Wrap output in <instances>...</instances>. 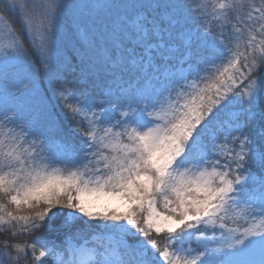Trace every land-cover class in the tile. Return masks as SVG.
<instances>
[{"label": "snow or ice", "instance_id": "snow-or-ice-1", "mask_svg": "<svg viewBox=\"0 0 264 264\" xmlns=\"http://www.w3.org/2000/svg\"><path fill=\"white\" fill-rule=\"evenodd\" d=\"M0 233V264H264V0H0Z\"/></svg>", "mask_w": 264, "mask_h": 264}, {"label": "trees", "instance_id": "trees-1", "mask_svg": "<svg viewBox=\"0 0 264 264\" xmlns=\"http://www.w3.org/2000/svg\"><path fill=\"white\" fill-rule=\"evenodd\" d=\"M255 3L257 5H259L260 0H255ZM247 10V9H246ZM69 58H71V53H69ZM76 63L75 60H72L71 63H69L67 65V71L66 74L68 76V78L71 80L76 74H78V69L76 72H73V65ZM185 68H187V65H185ZM56 114H57V119L60 122V124L63 126V128L65 130L68 129H76L77 133H79L81 130L79 128H77L75 121L71 118V116L69 114H67L66 112H64L61 108L57 107L56 108ZM53 211H60V209H53ZM63 211L67 212V209H63ZM62 218L61 217H57L54 221H52L53 224L59 225L61 223ZM76 227H83V224L78 221L76 225H73V228ZM66 231V230H64ZM5 236H7V233H0V240H2ZM37 236H43L46 237L48 239H55V240H60L63 238L62 233L58 234L55 232L50 233L47 226H45L44 229H41L40 232L34 234L33 236H21L18 237V241L19 242H23L24 240H34L36 239ZM22 264H33V261L31 260V258L29 257L28 260L26 262L22 261Z\"/></svg>", "mask_w": 264, "mask_h": 264}]
</instances>
